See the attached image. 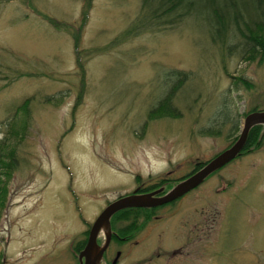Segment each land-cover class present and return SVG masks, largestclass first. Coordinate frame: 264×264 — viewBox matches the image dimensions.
<instances>
[{
    "label": "rangeland",
    "instance_id": "1",
    "mask_svg": "<svg viewBox=\"0 0 264 264\" xmlns=\"http://www.w3.org/2000/svg\"><path fill=\"white\" fill-rule=\"evenodd\" d=\"M140 2L0 0V140L9 118L12 147L24 127L20 165L0 180V264H78L71 248L85 222L131 190L134 175L146 182L209 161L237 140L245 115L264 109V59L229 51L236 37L214 42L207 21L121 41ZM177 71L186 73L172 94L177 116H159ZM261 139L145 231L162 247L159 233L181 236L193 258L202 246L190 264H264Z\"/></svg>",
    "mask_w": 264,
    "mask_h": 264
},
{
    "label": "trees",
    "instance_id": "2",
    "mask_svg": "<svg viewBox=\"0 0 264 264\" xmlns=\"http://www.w3.org/2000/svg\"><path fill=\"white\" fill-rule=\"evenodd\" d=\"M189 17L207 21L213 29L212 40L214 42L223 44L234 37L238 38L241 46L240 43L236 47L226 45L229 51H234L241 56L247 55L248 58L258 55L264 59V0H141L137 16L127 30L121 34L120 39L124 41L145 33L174 30ZM172 73L176 78L175 85L157 105L156 112L159 116H177L171 105L172 94L182 85L186 73L180 71ZM49 99L52 98L46 100ZM31 100L29 98L17 107L14 115H17L21 110L27 113L28 103ZM257 110L253 109L252 111ZM13 120L12 118L6 120L3 130L4 138L0 140V180L11 177L20 165L17 149L24 137L22 131L24 127H22L21 133L19 132L20 139L12 147L8 139L10 129H7L6 126H11ZM235 131L238 132V128ZM263 131L264 126H255L250 130L244 147L246 152L260 148ZM215 133L217 134L218 131ZM3 187L4 184L0 182V188ZM137 209L140 208L123 209L115 215ZM77 210L79 211V208ZM85 223L88 225L87 222ZM84 242L85 240L75 244V249L81 248Z\"/></svg>",
    "mask_w": 264,
    "mask_h": 264
},
{
    "label": "flooded vegetation",
    "instance_id": "3",
    "mask_svg": "<svg viewBox=\"0 0 264 264\" xmlns=\"http://www.w3.org/2000/svg\"><path fill=\"white\" fill-rule=\"evenodd\" d=\"M233 161L224 167H227ZM204 163L205 161L203 160H196L195 162H192L190 169L186 170L182 174L179 171H175L174 169H167L155 177L149 176L150 179L147 178L146 182H143L140 179V175L136 174L132 178V189L125 191L124 193L118 195L116 199H112L107 203L109 204L123 196L147 194L160 189H162V191L158 196H162L186 177L200 169ZM170 165L171 163L169 162V166ZM203 184L204 182L182 197L167 204L153 208L125 211L119 215H113L110 219L111 237L107 247L103 251L101 264H145V262H148V264H190L193 262V260L201 262L203 257L202 246L197 248L198 254H196V258H193L190 252L192 248L191 245L187 244V242L177 244L181 240V236L177 237L175 233H159L157 238H160L163 235L168 237L165 238L166 244H163L162 247L160 243H156V241H154L156 235L153 236L145 230L148 229V227L153 222L161 221V224L164 223L167 219L163 220L165 217L162 218L160 212L165 209L171 210L177 206V204L181 202L183 198L196 191ZM78 212L81 213L80 211ZM90 226L91 224L88 223L87 230L85 231L87 232V235H85V242L81 248L76 250L75 245L74 247L71 246V251L77 257L78 264V256L86 244ZM151 236L152 238L148 240L151 242V245L143 244V241ZM99 237L97 239V243L102 246L104 242L99 239ZM131 247L135 248V251L133 252V256L128 257L127 255L129 254ZM148 251H151L153 256L150 257L152 258H148V260L146 258H142V256H144Z\"/></svg>",
    "mask_w": 264,
    "mask_h": 264
},
{
    "label": "water",
    "instance_id": "4",
    "mask_svg": "<svg viewBox=\"0 0 264 264\" xmlns=\"http://www.w3.org/2000/svg\"><path fill=\"white\" fill-rule=\"evenodd\" d=\"M255 126H264V109L252 111L245 115L239 136L230 147L204 163L200 169L179 182L164 195L158 196L162 191L160 189L147 194L123 196L109 203L90 226L86 244L78 256L79 264H99L103 251L110 241V219L115 213L127 208L161 206L187 194L202 184L213 172L239 156L245 147L250 130ZM101 232L105 234V242L102 246L97 243Z\"/></svg>",
    "mask_w": 264,
    "mask_h": 264
}]
</instances>
